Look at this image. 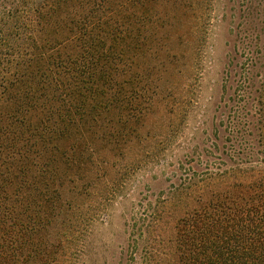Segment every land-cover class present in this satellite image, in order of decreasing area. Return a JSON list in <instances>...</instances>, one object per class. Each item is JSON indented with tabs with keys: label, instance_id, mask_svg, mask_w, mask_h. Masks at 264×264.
<instances>
[{
	"label": "trees",
	"instance_id": "16d2710c",
	"mask_svg": "<svg viewBox=\"0 0 264 264\" xmlns=\"http://www.w3.org/2000/svg\"><path fill=\"white\" fill-rule=\"evenodd\" d=\"M160 1L0 0V264H73L104 198L78 209L161 98ZM257 90L262 155L244 141L229 162L191 165L143 219L142 264H264V80Z\"/></svg>",
	"mask_w": 264,
	"mask_h": 264
},
{
	"label": "rangeland",
	"instance_id": "374dc122",
	"mask_svg": "<svg viewBox=\"0 0 264 264\" xmlns=\"http://www.w3.org/2000/svg\"><path fill=\"white\" fill-rule=\"evenodd\" d=\"M158 3V16L167 19L154 44L153 78L161 98L145 116L140 144L127 146L118 172L109 173V183L95 187L78 209L84 213L104 198L103 209L77 227L73 264H142L143 219L191 165L202 170L207 160L229 162L230 144L244 141L262 155L255 127L264 80V0ZM234 123L242 130L230 138ZM133 238L137 250L130 246Z\"/></svg>",
	"mask_w": 264,
	"mask_h": 264
}]
</instances>
